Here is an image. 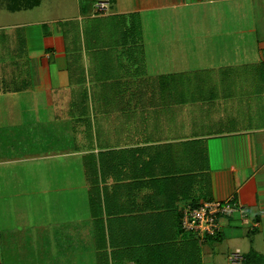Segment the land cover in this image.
<instances>
[{
	"label": "crops",
	"instance_id": "obj_1",
	"mask_svg": "<svg viewBox=\"0 0 264 264\" xmlns=\"http://www.w3.org/2000/svg\"><path fill=\"white\" fill-rule=\"evenodd\" d=\"M98 1L76 0L72 11L57 19L29 21L24 30L30 51L27 82L0 86V135L8 138L0 163H23L25 172L32 171V194L40 198L59 186L72 163L84 172L83 195L64 200L55 194L52 205L42 199L50 207L48 219L21 248L0 247L1 252H16L17 264H100L86 156H95L99 168L102 154L112 173L101 186L112 209H124L128 233L138 236L134 240L151 233L171 238L175 264H264V0H107L105 12L95 9ZM200 7L227 28L223 50L215 56L227 60L223 68L211 67V81L199 85L176 78L159 83V76L183 70H151L153 51L145 46L155 42L144 35L145 50L137 54L130 44L118 45L119 33L93 29L97 19L115 14L136 13L142 19L146 13L178 15ZM47 21L71 24L50 30ZM35 25L42 28L41 43L32 45L37 30L29 27ZM181 42L175 36L160 43L166 50L177 43L180 51ZM119 59L126 64L114 61ZM199 126L207 131L198 133ZM17 198L11 196L10 202L17 204ZM205 199L241 203L248 208V222L235 213L220 219L214 236L186 233L182 207ZM131 220L142 227L138 233ZM69 223L70 229L58 226ZM134 249L111 260L108 247L110 264H138L143 246ZM236 250L239 259L233 263Z\"/></svg>",
	"mask_w": 264,
	"mask_h": 264
},
{
	"label": "rangeland",
	"instance_id": "obj_2",
	"mask_svg": "<svg viewBox=\"0 0 264 264\" xmlns=\"http://www.w3.org/2000/svg\"><path fill=\"white\" fill-rule=\"evenodd\" d=\"M101 1L107 4V0ZM75 2L76 0H43L40 6L33 9H19L12 11L7 6L9 0H0L1 88L9 89L15 87L17 84L20 86L27 82L26 78L29 76L30 51L27 46L29 42L24 31L26 24L29 21H38L45 18L51 19L56 17L57 19L58 16L64 15L67 10H70ZM94 7L95 9L97 8V6ZM107 7L108 5L96 10H98V12H105L108 9ZM137 20H139V22L142 20L144 23L143 29L142 27L140 29L142 31V36L144 35L146 40L149 39L155 42L153 43V46L145 44L148 47L145 46L147 50L151 48L153 51L151 57L149 56V68L151 70H173V68L178 69V67H180L183 70V73L176 74L174 76L176 79H182V83L199 85L211 81V67H224L227 59L215 56L223 50L221 46L222 41L225 36H227V28L225 29L223 27V23H221L222 20L220 21L219 17H211V11L207 7H200L196 11L194 8L183 9L178 15L166 14L165 16L160 14V12H151L149 14L146 13L142 19L138 15ZM110 22L111 19H105L103 21L104 25L108 27ZM70 24L69 21H61L58 23L48 22L45 24V28L50 30L54 29L56 26L66 28V26L69 27ZM33 27L37 31L34 32V36H31V44H40L41 38L38 37V35L42 28L38 25L29 28L33 29ZM220 31H223V33ZM111 33L112 32L110 31L107 35H110ZM175 36H177L178 39H182V42L178 45L180 46L182 44V50H176L177 43H172V46H174L173 49L166 50V45L163 48L162 43H160L161 40ZM213 44L216 48L213 47ZM138 48L141 49L140 54H142L145 50L143 42L139 47L137 46L135 48V51ZM154 53L155 55L158 54L159 57L156 58ZM139 55H137V62L144 67L145 65L142 62V57ZM114 61H117L120 65L126 64L121 59ZM116 70H120V66H117ZM205 127L199 126L198 133L207 131V128ZM7 146L8 138L0 135V154L3 153V150L7 149ZM66 163L69 164V161L66 160ZM76 163L74 162L71 164L73 167L70 169V172L67 170L66 174L62 172V175L66 177H62L61 179L63 181L55 184L59 186H54V190L51 191V194L46 197L44 195L43 198L33 196L32 190L35 186H33L34 181L32 180V171L25 172L26 168L23 167L25 166L23 163L22 165H3V163H0V242L2 243L0 244V247H10L15 249V246L18 245V247L21 248V244L28 242L32 237L33 229L38 228L37 226L39 224H43V222L48 219V213L50 212L48 210L50 209L49 205H52L51 200H54L55 194H61L64 200L71 195H83L80 186L83 179L81 176L84 175V172ZM70 187L72 188V191L69 190L68 193L61 191L62 188L67 189ZM14 195L19 196V198H17V204L10 202L12 200L10 197ZM42 199H47L50 202L49 205L48 203L41 201ZM35 201H37V203H35ZM54 204L62 205L61 203ZM65 205L69 206V204ZM70 225L71 224L69 223L58 226H60L59 228L67 226L64 228L70 229ZM41 227L43 228L44 226L41 225ZM59 237H61V234ZM1 251L2 249L0 250V256L2 254V258L4 259L3 264H17L16 252ZM17 252L21 255L25 253L21 251ZM25 261L26 259L22 262Z\"/></svg>",
	"mask_w": 264,
	"mask_h": 264
},
{
	"label": "trees",
	"instance_id": "obj_3",
	"mask_svg": "<svg viewBox=\"0 0 264 264\" xmlns=\"http://www.w3.org/2000/svg\"><path fill=\"white\" fill-rule=\"evenodd\" d=\"M39 3L40 0H9L7 6L10 10L15 11L31 8ZM137 17L138 14L132 13L129 14V16L127 14H115L109 17L99 18L96 21L97 25H95L93 29L97 30L100 34H102L103 31L106 33L109 31L117 32L123 39L118 45L130 44L136 48L141 45L143 40L142 31L140 30L141 22L137 20ZM105 19H111L110 23L116 25H109V27L104 25L103 21ZM114 19L116 20L115 22H113ZM136 51L138 54L141 52V49L138 48ZM174 76L175 74L161 75L158 78L159 83L173 82ZM86 158L87 161L89 160V162H87V172L90 179V210L95 228L97 248L101 249L99 263L110 264L109 253L107 251L108 247L112 248L110 252L111 260H120L122 257L121 251L134 254V246L139 244L140 249L142 246L143 249L140 250V257L136 258L138 264H175V255L171 253V251H174L173 245L171 244L172 242H170L171 238L162 236L158 233H151L150 235L142 236L143 239L134 240V238L138 237L136 236L137 234L128 233L130 219L126 216H122L124 215V209H112L110 201L107 198V189L105 186H101V180L103 181L108 178L107 175L112 173L111 170L107 169L104 155H99V168L95 156L88 155ZM105 215H107L106 218ZM115 226H117V229H115ZM131 226L132 230H135L136 233L139 231L138 228H142L140 224L136 225L134 220H131ZM115 230H117V233ZM156 230L160 231L158 229ZM118 231L121 233L119 234ZM129 257L134 259V255Z\"/></svg>",
	"mask_w": 264,
	"mask_h": 264
},
{
	"label": "built area",
	"instance_id": "obj_4",
	"mask_svg": "<svg viewBox=\"0 0 264 264\" xmlns=\"http://www.w3.org/2000/svg\"><path fill=\"white\" fill-rule=\"evenodd\" d=\"M96 5L98 8L107 6L103 1H98ZM235 213H239L241 219L248 222V208L232 199H205L196 204L186 203L182 207L181 227L186 233L195 234L200 238L214 236L221 228L220 219ZM239 254V250H236L231 254L230 260L235 263Z\"/></svg>",
	"mask_w": 264,
	"mask_h": 264
}]
</instances>
